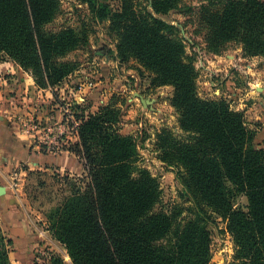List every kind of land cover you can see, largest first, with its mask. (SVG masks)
I'll list each match as a JSON object with an SVG mask.
<instances>
[{
	"label": "trees",
	"instance_id": "obj_1",
	"mask_svg": "<svg viewBox=\"0 0 264 264\" xmlns=\"http://www.w3.org/2000/svg\"><path fill=\"white\" fill-rule=\"evenodd\" d=\"M100 16L107 0H86ZM150 8L125 7L113 15L120 26L119 57L133 56L157 86L174 88L173 105L182 134L157 132L158 158L177 172L183 202L159 206V178L138 166L137 141L115 128L110 112L77 114L88 183L61 206L52 222L74 264H210L212 214L220 215L236 245L238 264H264V146L255 142L243 112L225 100L199 96L198 72L186 59L180 28L164 16L180 0H149ZM59 0H0V54L30 70L39 86L59 85L69 72L55 56L77 44L70 29L48 31ZM205 31L207 50L222 53L231 43L245 54L264 56L263 0H204L188 6ZM247 196L236 208L231 190ZM189 202L191 205L185 206ZM187 214L183 216V213ZM12 240L0 229V264H14ZM35 264H65L59 256Z\"/></svg>",
	"mask_w": 264,
	"mask_h": 264
},
{
	"label": "rangeland",
	"instance_id": "obj_2",
	"mask_svg": "<svg viewBox=\"0 0 264 264\" xmlns=\"http://www.w3.org/2000/svg\"><path fill=\"white\" fill-rule=\"evenodd\" d=\"M202 2L204 0H180L174 7L176 9H170L164 18L178 26L179 35L185 39L186 59H193L198 72L196 85L199 96L225 100L231 109L243 112L248 125L260 130L255 142H262L264 146V56H249L237 43H231L222 53L207 50L205 31L186 9L188 6L198 7ZM106 3L107 7L102 8L100 16H97L86 0H59L55 15L46 23L48 31L59 33L70 29L78 38L75 47L64 49V54L57 53L55 56L57 66L64 63L69 65V72L59 85L73 82L74 86L83 87L79 89L82 92L77 103L66 102L58 107L62 120L68 123L66 132L71 130L73 138H80L79 130L74 128L76 122L80 125L77 114L81 113L82 108L88 113L102 106L100 112H110L115 128L137 141L140 158L137 165L149 169L159 178L163 195L157 208L183 202V186L176 170L167 167L158 158L156 138L157 132L164 127L182 134L179 115L172 101L174 88L153 84L154 74L133 56L121 59L117 48L121 29L117 23H113V15L125 7L137 10L150 8V1L107 0ZM7 59L20 65L2 52L0 62ZM87 75L89 80L86 79ZM94 75L98 77L94 78ZM95 82H99V85L86 87ZM56 86L50 88L55 90ZM133 92L143 94L151 103L144 106ZM54 93L56 96V91ZM56 100L52 99L54 103H57ZM65 107L71 109L66 110ZM50 120H54V117H50ZM48 127L43 131L48 133L45 140L51 152L66 151L67 145L63 140L67 136L54 130L55 125ZM40 128L41 124L35 122V128L31 131ZM41 148L45 149L43 145ZM23 168L24 171L27 169L25 166ZM74 174L71 176L64 172L52 175L49 180L43 177L42 171L24 172L19 178V187L10 178L11 182L6 181L12 173L6 174L7 177L0 176V185L6 188V192L0 195V199H3L0 202V229L7 239L12 240L14 264H35L36 260L50 256L61 257L65 264H74L67 245L55 238L51 231L58 209L75 192L87 186V171ZM231 193L234 206L246 209L247 196L235 189ZM189 205V202L185 203V206ZM186 214L184 212L183 216ZM209 229L212 259L217 255L222 264H238L235 241L227 230L226 221L220 215L212 214Z\"/></svg>",
	"mask_w": 264,
	"mask_h": 264
},
{
	"label": "crops",
	"instance_id": "obj_3",
	"mask_svg": "<svg viewBox=\"0 0 264 264\" xmlns=\"http://www.w3.org/2000/svg\"><path fill=\"white\" fill-rule=\"evenodd\" d=\"M95 77L98 76L94 75ZM86 79L89 80L88 75ZM92 85L96 87L99 82L88 84L86 87L90 88ZM51 88L40 87L36 84L32 72L23 69L16 62L10 59L0 62V176L7 177L6 174L12 173L6 181L11 182L12 179L18 187L21 185L19 178L24 172L42 171L43 177L49 180L52 175L64 172L71 176L77 172L86 173V161L76 151L80 138H73L70 135L71 130L66 132L68 123L62 120L61 110H58L63 103H77L82 92L79 89L83 87L74 86L73 82H70L56 86L55 90ZM55 98L57 103L52 101ZM52 116L54 120H50ZM31 121L41 124V128L36 131L26 128ZM74 123L75 121L72 126ZM48 125H55L54 130L67 136L63 140L67 145L66 151L51 152L45 140L48 133L43 131L49 129ZM41 145L45 149H42ZM24 166L27 167L25 171ZM2 201L3 199H0V202ZM210 264H222L221 259L215 255Z\"/></svg>",
	"mask_w": 264,
	"mask_h": 264
},
{
	"label": "water",
	"instance_id": "obj_4",
	"mask_svg": "<svg viewBox=\"0 0 264 264\" xmlns=\"http://www.w3.org/2000/svg\"><path fill=\"white\" fill-rule=\"evenodd\" d=\"M264 90V88H263ZM138 97L142 100L144 106H147L148 103H151V100L149 98H145L143 94L137 93ZM6 192L5 186L0 185V195L4 194Z\"/></svg>",
	"mask_w": 264,
	"mask_h": 264
},
{
	"label": "built area",
	"instance_id": "obj_5",
	"mask_svg": "<svg viewBox=\"0 0 264 264\" xmlns=\"http://www.w3.org/2000/svg\"><path fill=\"white\" fill-rule=\"evenodd\" d=\"M78 125H79V122H76L74 125V128L78 129ZM26 128H28L29 130H34L35 122H33V121L29 122L28 125L26 126Z\"/></svg>",
	"mask_w": 264,
	"mask_h": 264
}]
</instances>
